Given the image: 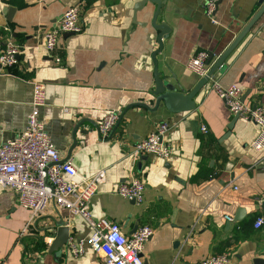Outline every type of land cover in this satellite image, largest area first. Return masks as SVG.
Returning a JSON list of instances; mask_svg holds the SVG:
<instances>
[{
    "label": "crops",
    "instance_id": "crops-1",
    "mask_svg": "<svg viewBox=\"0 0 264 264\" xmlns=\"http://www.w3.org/2000/svg\"><path fill=\"white\" fill-rule=\"evenodd\" d=\"M138 1L0 0V24L20 47L18 63L0 69V143L25 128L32 83L39 81L45 91L39 119L61 158L72 162L78 176L105 170L90 200L91 216L118 222L125 234L143 224L153 228L143 264H203L218 253L228 255V264H264V225L253 226L264 216V152L250 147L258 126L238 117L227 135L234 114L210 88L211 81L236 84L241 96L249 91L244 103L264 108V11L225 59L226 69H217L195 95L194 109L172 112L161 103L155 111L124 110L139 102L153 107L155 4L135 12ZM205 1L165 0L157 17L170 27L156 55L157 69L186 92L199 79L186 68L194 52L204 49L216 59L260 7L258 0H218L212 22ZM75 4L82 31L62 35L48 53L42 31ZM113 110L122 117L111 136L102 138L97 125ZM161 122L168 124L164 139L171 155L132 162L135 142ZM132 176L145 185L140 203L117 193ZM59 217L69 227V241L84 244L81 255L68 245L60 253L49 251L43 235L54 231ZM89 234L82 217L55 202L33 216L14 190L0 188V264H104L89 247Z\"/></svg>",
    "mask_w": 264,
    "mask_h": 264
},
{
    "label": "built area",
    "instance_id": "built-area-1",
    "mask_svg": "<svg viewBox=\"0 0 264 264\" xmlns=\"http://www.w3.org/2000/svg\"><path fill=\"white\" fill-rule=\"evenodd\" d=\"M218 0H206L205 14L215 22L214 11ZM82 31L79 5H71L50 26L42 31L44 48L48 53L55 51L59 38L65 34ZM19 45L10 35V29L0 24V69L12 67L18 63ZM208 51L198 49L186 64V68L199 78L209 68L206 60ZM210 88L224 101L233 114L258 126V132L250 143L257 152H264V108L250 105L241 100L242 89L236 84L222 85L211 81ZM45 103L44 85L39 81L32 83V97L26 118V126L12 139L0 143V188L14 190L20 206L39 214L50 200L67 209L73 215L82 217L90 227L87 239L89 247L97 252L104 264H143V249L150 239L153 228L143 224L132 233L125 234L118 222L106 217L94 219L90 213V200L105 179V170L100 169L90 176H78L72 162L62 158L52 142L44 124L39 119V108ZM119 111L107 112L97 125L102 138H106L119 120ZM168 129L166 122H161L145 137L135 142L130 152L132 162L143 155H154L168 159L172 146L164 139ZM206 131L204 126L201 127ZM69 178H66V177ZM145 185L142 180L132 176L122 181L117 193L127 199L140 203L143 199ZM227 220L232 217L226 215ZM264 225V216H257L254 228ZM52 238H48L47 243ZM70 252L79 256L83 253V243L68 242ZM226 253L207 257L203 264H228Z\"/></svg>",
    "mask_w": 264,
    "mask_h": 264
},
{
    "label": "water",
    "instance_id": "water-1",
    "mask_svg": "<svg viewBox=\"0 0 264 264\" xmlns=\"http://www.w3.org/2000/svg\"><path fill=\"white\" fill-rule=\"evenodd\" d=\"M147 2H151L155 4V10L152 13L150 23L153 29L156 31V43L158 46L151 55V59L154 64V71H153L154 84H153V89L150 91L153 99V107H150L144 102H139V103H133L127 105L124 108V110H127L132 106H140L150 111H155L160 106L161 103L172 112L189 111L194 109L195 95L202 88H204L205 85L208 84L211 76L217 69H219L220 72L226 69V65L224 64L225 59L228 57V55L232 52V50L236 47V45L240 42V40L244 37V35L248 32L251 26L255 23V21L260 17V15L264 11V0H258L260 7L257 9V11L252 15V17L248 20V22L244 25V27L239 31V33L234 37V39L229 43V45L222 51V53L216 59L213 60L212 53H209V56L206 60V64L209 65L207 73L198 79V81L195 83L192 89L186 92L178 85H176L177 86L176 87L172 82L162 77L161 73L157 69L156 55L162 51L163 40H165L168 37V34L170 32V27L163 21H157L159 11L165 0H139L134 6V11L136 12L142 9ZM7 9L10 11L11 7H7ZM134 16L136 15L134 14ZM7 19L9 20L10 17H7ZM63 35H69V33H65ZM248 92L249 91H247L246 93L243 94V96H241L242 101H244V98L247 96ZM121 117L122 114L119 116V120L112 128L107 138L111 136L116 126L118 125ZM238 117H239L238 114H234L232 121L227 126L228 127V131L226 133L227 135L232 130L233 124L238 119ZM64 160H67V157L65 159H62L61 161ZM131 202L134 203L135 201L131 200ZM260 207L264 211V200L260 203ZM238 211L242 212L243 210L240 209ZM54 225L56 226L54 231L50 229L51 232H49V235L44 234L43 239L45 237L48 238L51 237L52 240L48 244L49 251L53 253H60L62 247L64 245H67L69 242V227L67 226L66 221H64L61 217H59L58 220L54 221Z\"/></svg>",
    "mask_w": 264,
    "mask_h": 264
}]
</instances>
